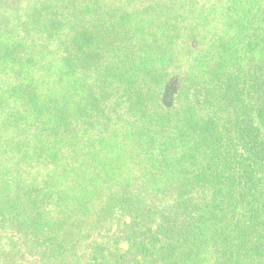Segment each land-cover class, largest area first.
Returning <instances> with one entry per match:
<instances>
[{
    "label": "trees",
    "instance_id": "16d2710c",
    "mask_svg": "<svg viewBox=\"0 0 264 264\" xmlns=\"http://www.w3.org/2000/svg\"><path fill=\"white\" fill-rule=\"evenodd\" d=\"M0 264H264V0H0Z\"/></svg>",
    "mask_w": 264,
    "mask_h": 264
}]
</instances>
